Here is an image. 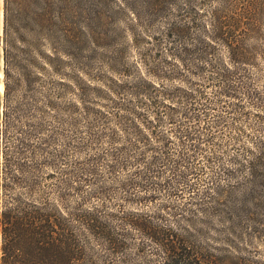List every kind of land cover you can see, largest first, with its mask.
Instances as JSON below:
<instances>
[{
    "label": "rangeland",
    "instance_id": "obj_1",
    "mask_svg": "<svg viewBox=\"0 0 264 264\" xmlns=\"http://www.w3.org/2000/svg\"><path fill=\"white\" fill-rule=\"evenodd\" d=\"M61 2L52 0L45 9L36 8L19 27L16 6L4 25L0 0V84L4 87L7 70V103L22 106L19 115H11L12 125L4 128L3 88L1 147L4 142L31 144L38 147V163H54V168L42 169L40 180L59 210L97 209L111 218L124 209L154 213L168 223L179 219L199 245L214 250L219 264H264L263 171L240 185L248 162L264 163V0ZM59 6L65 9L63 15ZM212 16L237 47L235 61L218 49L211 62L232 73L228 85L234 97L221 96V86L211 81L207 65L202 73L190 69V76L178 60L186 56L182 50L194 44L193 39L211 30ZM72 19L76 26L69 23ZM193 64L202 66L199 59ZM21 68L28 82H22ZM158 69H174L188 83L163 78ZM158 86L167 91L193 89L204 97L194 99V110L184 99L171 102L177 109L173 123L163 117L162 124L152 123L148 130L141 119L152 118L149 95L154 97L152 87ZM83 91L89 111L74 108L79 107L75 95ZM163 100L157 97L158 102ZM181 111H189L195 120H184ZM187 126L195 142L180 138ZM136 142L138 151L131 147ZM140 142H149L154 150L144 157L157 158V169L163 171L154 174L155 182L170 183L155 200L153 189L146 192L131 185L139 182L135 165L113 173L108 169L115 149L124 146L126 156L137 158L145 151ZM7 150V157L23 158L12 148ZM174 162L191 172L189 185L180 187L179 195L173 191L176 177L170 173ZM226 170L231 174H224ZM61 181L71 183V188L58 184Z\"/></svg>",
    "mask_w": 264,
    "mask_h": 264
},
{
    "label": "trees",
    "instance_id": "obj_2",
    "mask_svg": "<svg viewBox=\"0 0 264 264\" xmlns=\"http://www.w3.org/2000/svg\"><path fill=\"white\" fill-rule=\"evenodd\" d=\"M62 2L63 5L64 0ZM49 4H52V0H3L4 25L11 21L9 15L12 7L16 6L19 27H22L21 22L29 20L36 8L42 6L45 9V5ZM59 8V15H63L65 9L61 6ZM209 19H211L209 22L211 30H203L202 38L193 39L194 44L182 50L186 56L183 58L178 56V60L183 72L185 70L190 76L193 74L190 69L193 68L197 73H202L205 68L204 64L207 65L212 72L211 81L221 86V96L234 97L233 89L228 85L232 73L222 69L220 64H215V62L211 64V62L215 55L217 57L218 49L224 50L229 58L235 61L238 53L237 47L234 39L226 37L224 31L219 28L217 18L212 16ZM72 21L69 23L76 26V21L74 19ZM191 27H187L186 33ZM8 48L5 42L3 50L4 57H7L6 61ZM191 55H195V58L189 59ZM198 59L203 67L195 68L193 63ZM175 70L163 72L158 69L157 73H160L163 78L179 80L186 85L188 83L186 77ZM24 71L26 70L20 69L21 80L28 82ZM4 76L6 81L4 83L2 126L9 128L14 119L11 115H19L22 106L21 104L8 105L9 74L7 70L4 71ZM159 87H152L154 97L149 95V99L152 100L149 105V116L152 118L141 119L142 125L147 126L148 130L151 129L152 123L162 124L164 118L169 123H173L177 109L170 104L171 102L184 99L186 105L188 103V106L194 110V99L204 97L200 91L193 89L176 88L167 91L163 87L158 89ZM29 88H31L30 85ZM75 96L79 107L75 105L74 108L89 111L84 91ZM159 96H162L165 102H158L157 97ZM180 113L184 120H195L189 111ZM150 133L164 141V138H161L155 130H151ZM179 135L180 138H188L187 142L196 140L190 126H187L185 131H181ZM140 143L145 146V151L139 152L140 155L137 158H131L129 154L126 156L124 146L115 149L111 153L113 162L108 169L113 173L116 168L127 170L129 165H135L136 171L134 172H139L137 175L139 182H132L131 185L143 188L146 192L153 189L151 199L155 200L164 186L170 187V183L165 182L162 185L155 182L154 174L163 171L157 169L160 165L157 158L152 157L146 160L144 157L145 152L154 150L150 148L152 146L149 142ZM138 144L139 142H136L131 147L138 151L140 149ZM3 145L1 147L0 144V264H219L214 250L208 245H199L190 232L180 225L181 220L179 219L168 223L160 215L154 216V213H126L124 209L116 211L118 215L114 214L111 218L107 216L110 215L109 213L97 209H79L72 212L65 209L59 210L51 198V193L45 191L40 180L42 169L54 168V163L48 161L38 163L35 160L38 147L31 144L18 142L20 146L18 147L14 143L8 145V142H4ZM10 148L14 150L13 154H18L23 158H16L14 155L12 158L7 157V149ZM247 164L248 166L243 171L245 176H242L245 180L241 181L240 185L250 183L251 178H257L260 170L264 173L262 161ZM165 165L167 164L161 163L162 167ZM170 166V173L176 177L173 191L179 195L180 187L189 185L187 176L191 172L181 162H174ZM223 173L230 175L231 171L226 170V173L225 171ZM58 184L71 188V183L68 181H61ZM58 194L59 192L56 191L55 195L61 198L62 196ZM55 199L57 201V198ZM142 200L147 202L145 197ZM159 221L165 223L158 224ZM189 221L191 223V220ZM187 226L190 225L187 224Z\"/></svg>",
    "mask_w": 264,
    "mask_h": 264
},
{
    "label": "bare ground",
    "instance_id": "obj_3",
    "mask_svg": "<svg viewBox=\"0 0 264 264\" xmlns=\"http://www.w3.org/2000/svg\"><path fill=\"white\" fill-rule=\"evenodd\" d=\"M3 84H0V92L3 90Z\"/></svg>",
    "mask_w": 264,
    "mask_h": 264
}]
</instances>
